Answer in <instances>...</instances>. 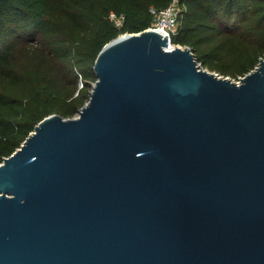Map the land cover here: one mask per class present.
Masks as SVG:
<instances>
[{
    "label": "water",
    "instance_id": "1",
    "mask_svg": "<svg viewBox=\"0 0 264 264\" xmlns=\"http://www.w3.org/2000/svg\"><path fill=\"white\" fill-rule=\"evenodd\" d=\"M94 72L0 163V264H264V58L235 82L148 29Z\"/></svg>",
    "mask_w": 264,
    "mask_h": 264
},
{
    "label": "trees",
    "instance_id": "2",
    "mask_svg": "<svg viewBox=\"0 0 264 264\" xmlns=\"http://www.w3.org/2000/svg\"><path fill=\"white\" fill-rule=\"evenodd\" d=\"M171 0H0V163L46 117L77 116L90 99L102 49L126 33L151 28V8ZM175 45L223 75L245 76L264 58V0H183ZM115 13L122 18L116 25ZM49 66H33V54ZM218 60V61H217ZM216 62L221 66H216ZM85 89L75 97L80 76ZM21 89L11 93L3 87Z\"/></svg>",
    "mask_w": 264,
    "mask_h": 264
},
{
    "label": "built area",
    "instance_id": "3",
    "mask_svg": "<svg viewBox=\"0 0 264 264\" xmlns=\"http://www.w3.org/2000/svg\"><path fill=\"white\" fill-rule=\"evenodd\" d=\"M186 11L187 8L185 4H183V0H171L170 5L163 9L152 7L151 13L154 16V21L149 29L159 31L172 39V36L177 33L178 27ZM111 18L115 21L116 25H122V18L118 17L115 13H111ZM79 76L80 87L82 88L84 87V79L81 74Z\"/></svg>",
    "mask_w": 264,
    "mask_h": 264
},
{
    "label": "rangeland",
    "instance_id": "4",
    "mask_svg": "<svg viewBox=\"0 0 264 264\" xmlns=\"http://www.w3.org/2000/svg\"><path fill=\"white\" fill-rule=\"evenodd\" d=\"M33 56H34V59H31V63L33 64V66H39V67H41L42 69H46L47 68V66H49V57L48 56H45V54H43V53H36V54H33ZM218 61V60H217ZM202 65H203V67L206 69V70H208V71H210V72H212V73H216V74H220V75H223V74H221V72L220 71H218V70H215L214 68H211L210 66H205L203 63H201ZM216 66H221V64L220 63H218V62H216V64H215ZM223 76H227V77H229V78H231L232 80H234L235 82H238V81H240L239 79L241 78V77H243L242 75H239V76H233V75H223ZM90 81V88H91V91H92V88H93V85L95 84V81L93 80V79H90L89 80ZM79 85H78V88H77V90H76V92H75V97L76 96H78V94H79V92L80 91H82V90H84L85 89V85H84V87H80V79H79V83H78ZM3 85V87L7 90V91H9V92H11V93H21V89H17V88H11L7 83H3L2 84ZM78 116V115H77Z\"/></svg>",
    "mask_w": 264,
    "mask_h": 264
},
{
    "label": "bare ground",
    "instance_id": "5",
    "mask_svg": "<svg viewBox=\"0 0 264 264\" xmlns=\"http://www.w3.org/2000/svg\"><path fill=\"white\" fill-rule=\"evenodd\" d=\"M173 46H174V44H173Z\"/></svg>",
    "mask_w": 264,
    "mask_h": 264
}]
</instances>
